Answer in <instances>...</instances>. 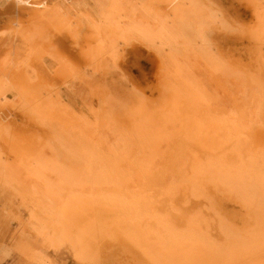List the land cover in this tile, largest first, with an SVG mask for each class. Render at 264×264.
<instances>
[{
  "label": "rangeland",
  "instance_id": "374dc122",
  "mask_svg": "<svg viewBox=\"0 0 264 264\" xmlns=\"http://www.w3.org/2000/svg\"><path fill=\"white\" fill-rule=\"evenodd\" d=\"M28 1L37 3H31L36 9L32 14H24L20 30L16 28L20 23L16 14L17 0H0V264H124L115 253L101 258L98 246L93 243V224L97 216L88 203L92 189L86 184L87 170L76 155L83 152L79 145L84 144V140L93 146L106 142L103 136L99 141L98 135L108 129L127 146L131 139H139L152 158L148 164L151 170L158 167L166 174L171 168L166 174L168 177L160 173L164 180L160 179L161 183L157 185L158 193L147 192L153 200L166 196V190L176 186L171 181L177 180L179 175L180 188L187 186L183 181L192 186L190 190L183 188L188 196L183 197L180 206L188 207L190 201L201 206L190 210L186 220L205 210L216 218L221 216L226 223V234L220 233L222 239L217 242L220 255L202 250L192 257L186 251L188 248H182L186 252L172 251L173 257L165 260L166 264H264V182L251 175L249 178L248 174L236 178L234 172L221 165L220 142L226 145L232 142L227 139L229 135L223 136L221 128L216 131L219 137L215 136L217 140L213 145L209 142V147L204 146L205 141L201 142V135H197L200 138L188 135L185 129L186 124L188 127L202 118H210L222 109L225 116L218 112L215 118L220 115L217 119H223L220 122L223 125L227 113L235 110L232 107L235 103H247L251 92L261 97L260 92L264 90V0ZM151 22L155 25L153 29ZM192 60L199 62L210 82L204 75L193 73ZM236 67L240 68L238 76ZM213 79L223 83L215 85ZM240 81L246 87L251 81L246 88L249 93L243 96L239 92L242 86H237ZM222 85L226 92L229 90L226 93L230 94V97L226 96L229 99L221 98L225 90ZM217 90L220 94H216ZM224 101L230 103L227 105ZM189 104L197 113L187 110ZM214 107L216 110L213 111ZM254 107L247 108L246 112ZM237 109L245 110L243 107ZM249 116L251 120L253 117ZM105 122L107 131L103 132ZM245 122L248 128L254 125L246 119ZM259 133L264 137V130ZM108 134L104 137L107 136L109 146H112L115 141ZM262 134L258 147L253 145L257 148L255 151L264 155ZM168 140L176 142L174 146L181 147L183 153L174 155L173 152L170 156L174 159L169 157L166 165L161 167L158 163L156 166L160 157L166 158L171 148L172 143ZM137 145L133 146L136 150ZM202 150L207 155L195 167V159ZM71 151H76L73 152L75 156L68 154ZM138 152L136 156H139ZM201 167L211 171L210 176L218 186V190H210L215 191L211 199L194 180L203 173ZM131 174L136 172L133 170ZM140 189L133 188L132 191L135 193ZM137 194L142 196L140 192ZM77 198L81 202L76 201ZM76 202L79 206L81 203L87 205L80 208ZM168 207H165L167 211ZM210 208L216 209L211 212ZM162 212L159 217L163 219L165 213ZM100 223L102 227V221ZM181 228L183 231L186 225ZM188 241L184 243L187 245ZM193 243L197 248L202 247L197 241ZM136 245L140 251L135 254L139 264H158L153 249L145 257L142 247ZM161 256L162 253L157 254V257Z\"/></svg>",
  "mask_w": 264,
  "mask_h": 264
},
{
  "label": "bare ground",
  "instance_id": "6f19581e",
  "mask_svg": "<svg viewBox=\"0 0 264 264\" xmlns=\"http://www.w3.org/2000/svg\"><path fill=\"white\" fill-rule=\"evenodd\" d=\"M31 1V0H30ZM202 1V0H201ZM211 1V0H210ZM209 1V2H210ZM33 2V1H32ZM32 2H29L28 0H17V13L18 14V22H20L22 17H24V14L26 13H30L32 14V11H34V9H36L35 6L31 5ZM34 5H37V3H32ZM146 4V3H145ZM149 4V2H148ZM148 6V5H147ZM133 7V6H132ZM146 7V6H145ZM144 7V8H145ZM152 7V6H151ZM155 7V6H154ZM135 10V9H134ZM35 12V11H34ZM33 12V13H34ZM20 14V16H19ZM151 14V13H150ZM143 15V14H142ZM223 16V15H222ZM229 16V15H228ZM141 17V16H140ZM223 18H225V15L223 16ZM67 19V18H66ZM70 19V18H69ZM190 19V18H189ZM143 21V20H142ZM72 23V22H71ZM146 23V22H145ZM152 23V22H151ZM18 25L16 26V28L20 29L22 27V22L17 23ZM143 24V23H142ZM149 25V23H147ZM158 25V24H156ZM154 27L155 25H153V23L151 24V27ZM57 27V26H56ZM75 27V26H74ZM158 27V26H156ZM161 27V26H160ZM190 27V26H189ZM70 29V28H69ZM78 29V28H77ZM153 29V28H152ZM191 29V28H190ZM21 30V29H20ZM75 31V30H74ZM192 31V30H191ZM27 32V31H26ZM28 33V32H27ZM25 34V33H24ZM254 35V34H253ZM197 37V36H196ZM66 38V37H65ZM71 38V37H70ZM75 38V37H74ZM102 39V38H101ZM219 39V38H217ZM92 40V39H91ZM103 40V39H102ZM261 40V39H260ZM94 41V40H92ZM104 41V40H103ZM75 42V41H74ZM105 43V42H104ZM226 44V43H225ZM132 45V43H131ZM130 45V46H131ZM217 45V44H215ZM214 45V46H215ZM77 46V45H76ZM129 46V45H128ZM219 46V45H217ZM215 49H218L216 47H214ZM105 50V49H104ZM108 50V49H107ZM106 50V51H107ZM178 50V49H177ZM176 50V51H177ZM205 50V49H204ZM220 51V50H219ZM224 51V50H223ZM135 52V51H134ZM203 51H201L202 53ZM211 52V51H209ZM213 52V51H212ZM208 53V52H207ZM214 53L216 54L217 52L214 51ZM204 54V53H203ZM209 54V53H208ZM54 55V54H53ZM96 55V54H95ZM56 56V55H55ZM119 56V55H118ZM188 56V55H187ZM203 56V55H202ZM218 56V55H217ZM261 56V55H260ZM61 57V56H60ZM183 57V56H181ZM205 57V56H204ZM203 57V58H204ZM189 58V57H188ZM209 58L208 55L206 56L205 60ZM220 58V57H218ZM224 58V57H223ZM58 59V58H57ZM62 59V58H61ZM201 59V58H200ZM65 60V59H64ZM117 60V59H116ZM189 60V59H188ZM193 60H195L193 58ZM192 60V61H193ZM198 60V57H197ZM210 60V59H209ZM208 60V61H209ZM253 60V59H252ZM179 61V60H178ZM191 61V62H192ZM201 61V60H200ZM207 61V60H206ZM236 61V60H235ZM197 62V61H196ZM204 62V61H203ZM64 63V62H63ZM199 62L195 63L194 61L192 62V64L190 63V65H192L193 70H194V74L196 72V74L202 76L205 75L204 74V69L202 70V67L200 66V64H198ZM225 63V62H224ZM228 63V62H227ZM234 63V62H233ZM62 64V62L60 63ZM66 64V63H65ZM241 64V63H240ZM263 64V63H262ZM36 65V64H35ZM96 65V64H95ZM206 65V64H205ZM62 66V65H61ZM66 66V65H64ZM186 66V65H185ZM210 66V65H209ZM244 66V64H243ZM63 67V66H62ZM207 67V66H206ZM230 67V66H229ZM69 67H65V69H67ZM233 68V67H232ZM228 69V68H227ZM237 73L236 75L239 73V67L237 68ZM68 70V69H67ZM70 70V68H69ZM190 70V69H189ZM226 70V69H225ZM234 70V69H233ZM71 71V70H70ZM83 71V70H82ZM191 71V70H190ZM242 71V70H240ZM248 71V70H247ZM73 72V71H72ZM81 72V71H80ZM173 72V71H172ZM212 72V71H210ZM226 72V71H225ZM229 72V71H228ZM245 72V71H244ZM15 73V72H14ZM207 73V71H206ZM234 73V72H233ZM18 74V73H17ZM78 74V73H77ZM211 75V74H210ZM230 75V74H229ZM235 75V74H234ZM244 75V74H243ZM37 76V75H36ZM183 76V75H182ZM195 76V75H194ZM212 76V75H211ZM226 76V74H225ZM238 76V75H237ZM162 77V76H161ZM209 77V76H208ZM207 77V79H208ZM213 78L215 77L214 74L212 76ZM218 77V76H217ZM216 77V78H217ZM227 77V76H226ZM42 78V77H41ZM49 78V77H48ZM82 78V77H81ZM80 78V79H81ZM179 78V77H178ZM40 78L38 77L37 80H39ZM43 79V78H42ZM176 79V78H175ZM174 79V80H175ZM205 77V80H207ZM210 79V78H209ZM220 79V78H219ZM226 79V78H225ZM229 79V78H228ZM250 79V78H249ZM25 80V79H24ZM203 79L204 82H207ZM216 79H213V82ZM218 80V78H217ZM216 82L213 83L215 85L220 84V82ZM241 80V79H239ZM247 80V79H246ZM245 80V83H246ZM44 81V80H43ZM47 81V80H46ZM171 81V80H170ZM173 81V80H172ZM171 81V82H172ZM188 81V80H186ZM219 81V80H218ZM233 81V80H232ZM248 81V80H247ZM252 81V80H251ZM249 81V82H251ZM22 82V81H21ZM170 82V83H171ZM174 82V81H173ZM210 82V80L208 81ZM207 82V84H208ZM212 82V81H211ZM243 81H240V83L237 84L240 85L241 89H240V95H244L246 93H249V89H246L249 87L248 83L247 86H244V84H242ZM19 83V82H18ZM25 83V82H24ZM175 83V82H174ZM189 83V82H188ZM223 83V82H222ZM221 83V84H222ZM229 83V82H228ZM256 83V82H254ZM20 84V83H19ZM38 84V82H37ZM190 84V83H189ZM234 84V83H233ZM40 86V84H38ZM43 85V84H42ZM163 85V84H162ZM175 85H177L175 83ZM179 85V84H178ZM228 85V84H227ZM230 85V84H229ZM28 86V84L26 85ZM24 86V87H26ZM33 86V85H32ZM37 86V85H36ZM38 86V87H39ZM105 86V85H104ZM180 86V85H179ZM190 85H188L189 87ZM208 86V85H207ZM210 86V85H209ZM223 86V85H222ZM252 86V85H251ZM167 87V86H166ZM204 87V86H203ZM214 87V85H213ZM212 87V88H213ZM224 87V86H223ZM231 87V86H230ZM239 87V86H238ZM264 87V86H262ZM27 88V87H26ZM149 88V87H148ZM170 88V87H169ZM191 88H193L191 86ZM218 88V87H217ZM220 88V87H219ZM35 89V88H33ZM167 89V88H166ZM205 89V88H204ZM215 89V88H214ZM225 89V87H224ZM264 89V88H263ZM32 90V89H31ZM216 90V89H215ZM231 90V89H230ZM219 90L216 91V94L220 92H218ZM256 91V90H255ZM264 91V90H263ZM261 90L260 92V96L261 97H257V95L255 96L254 94L249 93V101L247 103H244L246 101H242L243 103L241 104H237L235 103L232 107L233 111H229L231 112L230 114L227 115L228 117H225L226 119H224V121H226L224 123V121L222 122L223 125L220 123L223 119H217L219 118V116L217 118H215L216 114L219 111H216L217 113L214 112V116H207L203 119H200L199 122H196L190 126H186L188 124L185 125V129L186 131H188L186 134L188 135H195L196 137H199L197 135H201L200 137L202 138V141H205L204 146L206 144V146L208 145V143H212L211 145L214 144V141H216V137L218 136V133L216 132L218 129L221 131H223L224 135H229L230 138H227L228 141H232L230 142V144H227L224 142L221 143V148H218L216 150L220 151V153H222V155L220 156V161L222 162L221 165L224 167H227V169H230V172H234V174L237 176L236 178H240L241 174H248L251 175L252 178H255V180H257L258 178H261V180L264 182V155L262 153H260L259 151H255V148L258 147L257 145L259 144V138H260V131L264 130V92ZM20 92V91H19ZM186 92V91H185ZM195 92V91H194ZM225 92V93H224ZM229 92V90L227 91ZM226 89L223 90V93L221 98H224L226 96H229L230 94L226 95ZM18 93V92H17ZM198 93V92H197ZM233 93V92H232ZM196 94V93H194ZM199 94V93H198ZM197 94V95H198ZM184 95H187L186 93H184ZM193 95V94H192ZM242 95V96H243ZM183 96V95H181ZM21 97V96H20ZM168 97V95H167ZM217 97V96H216ZM215 97V99H216ZM230 97V96H229ZM229 97H226V99ZM233 97V96H232ZM213 98V96H212ZM242 98V97H241ZM246 98V97H245ZM27 99V98H26ZM190 98H188L189 100ZM195 99V98H194ZM243 99V98H242ZM241 99V100H242ZM181 100V99H180ZM185 100V99H184ZM35 101V100H34ZM165 101V100H164ZM183 101V100H182ZM221 101V100H220ZM223 101V100H222ZM237 101V100H236ZM208 102H210L208 100ZM218 102V101H217ZM225 102V101H224ZM223 102V103H224ZM227 102V101H226ZM225 102V103H226ZM233 102V101H232ZM170 103V102H169ZM230 102L226 103L227 105ZM239 103V102H238ZM255 103V104H254ZM166 104V103H165ZM188 104V103H187ZM186 104V105H187ZM198 104V103H197ZM197 104L195 106H197ZM212 104V103H211ZM210 104V105H211ZM225 104V105H226ZM179 105V103H178ZM203 105V104H202ZM220 105H224L222 103H220ZM224 105V107H226ZM249 105L254 106V110H250L249 113L246 112V110H248L247 108H250ZM50 106V105H49ZM204 106V105H203ZM206 106V105H205ZM212 106V105H211ZM194 106H189L187 107V110L194 112L195 108H191ZM223 107V106H221ZM239 107H243L245 108V110L238 111ZM177 108V107H176ZM179 108V107H178ZM199 108V107H198ZM197 108V111H198ZM211 108V107H210ZM256 108V109H255ZM206 109V108H205ZM208 109V107H207ZM206 109V110H207ZM225 109V108H224ZM252 109V108H251ZM176 110V109H175ZM216 110L215 107L213 109V111ZM164 111V110H163ZM226 111V110H225ZM228 111V110H227ZM236 111H238L236 113ZM244 111V112H243ZM196 112V111H195ZM194 112V113H195ZM177 113V112H176ZM197 113V112H196ZM204 113V112H203ZM219 113H223V109L221 112ZM233 113V114H232ZM25 114V113H24ZM190 114V113H189ZM188 114V115H189ZM224 114V113H223ZM232 114V115H231ZM173 115V114H172ZM195 115V114H194ZM197 115V114H196ZM200 115V114H199ZM202 115V114H201ZM251 115L253 118H251V120H249ZM225 116V114H224ZM190 117V116H189ZM195 117V116H194ZM194 117H192L194 119ZM249 117V118H248ZM38 118V117H37ZM70 118V117H69ZM245 119L246 121H250L251 124H254L252 127L249 126L246 127L245 124ZM32 120V119H31ZM118 120V119H117ZM116 120V121H117ZM178 120V119H177ZM204 120V121H203ZM258 120V121H257ZM181 121V119L179 120ZM187 122V120H185ZM194 122V121H193ZM100 123V122H99ZM103 123V121H102ZM107 122L104 123V129L101 131H107L105 130V126ZM177 122H175L176 124ZM257 123H260L262 126L260 127H256ZM106 124V125H105ZM178 124V123H177ZM109 125V124H108ZM110 126V125H109ZM109 126H107L106 128H109ZM174 126V125H173ZM258 126V125H257ZM65 127V126H64ZM99 127V126H98ZM184 127V126H182ZM120 128V127H119ZM177 128V126H176ZM66 129V128H65ZM113 129V128H112ZM184 129V128H183ZM184 129V131H185ZM61 130V129H60ZM100 130V129H98ZM111 130V129H110ZM110 130L108 129V133L110 132ZM66 131V130H65ZM99 131V132H101ZM172 131V130H171ZM204 131V132H203ZM67 132V131H66ZM107 132H104L103 134L100 133V136L98 135V139L100 141L101 136H103V138H105L106 142H104L103 144H97L96 146H93L91 143V145H87L86 143H88L84 140V144L81 143L83 141V139H80L82 145H79L80 148H82L83 152L82 153H78L76 155L79 156V158L81 159V166L83 164V166L85 167V169L87 170V174H85L86 177V184H88V186L91 187L92 191L89 192V200L88 203L91 205V211L94 212V214L97 216L96 221L93 224V236H94V241L93 243H95L98 247V251H99V255L101 256V258L105 259L107 258L111 253H115L117 254V256L119 257L118 260L122 259L121 261L124 262V264H139L138 259L135 258V254L136 252L138 253L139 248L135 247L136 244H138L139 246H141L142 248V252L144 253L145 257L149 256L151 254V250L153 249L154 252H156L157 254H163V256L161 257H157L156 254V262L158 264H166L167 260H170L173 257V252H181L180 254H183V252L185 250H183L182 248H188L186 251L191 253V256L193 257L194 254H198L199 251H211L214 255L218 256L220 255L217 251V242L219 240H221L222 238L220 237V233H222L223 235L226 234V226H225V222L223 221V219H221V216L219 217V215L216 217H214L213 215H211L208 211V213L205 210L200 211L199 216L197 217H192V219H188L187 218V214L190 213V210L192 211V209L194 208H199L200 209V204H197L196 202L190 201L192 203H190V205H188V207H181L180 206V202L183 200V197L188 196V194H186V192H184V189H189L190 190V186L191 183L188 181H183L187 184V186H183L182 188H180L182 185H180V180L179 179V175H178V179L175 180L173 179L171 182L173 184H175L176 186H174V188L171 189H164V192L166 190V196L159 198L158 200H156L158 197H155L156 199L153 200L152 199V195H149V191H152V194L154 195V193H158L157 188L161 182L160 179H162L161 174H165V171L163 170L162 172H160L159 168L156 167V170H151V168H149L148 164L151 162V157L148 155V153L145 151L144 146H142V142L138 139V140H133L130 139L131 141L136 145L137 150L133 148L132 146V142L130 141L129 146L126 145L125 141L119 137L115 136V133L113 134L112 132H110V137L109 138H113L115 141V144H111L112 146H109V141L107 136H105L108 134ZM178 132V131H177ZM118 133V132H117ZM195 133V134H194ZM206 133V135L203 134ZM108 134V135H109ZM120 134V133H119ZM170 134V133H169ZM184 134V133H183ZM221 134V133H220ZM68 135V134H67ZM97 135V134H96ZM123 135V134H122ZM127 135V134H126ZM177 135V134H176ZM179 135V134H178ZM71 136V135H70ZM68 136V138L70 137ZM138 136V135H137ZM214 136V137H212ZM222 136V137H223ZM86 137V136H85ZM133 137V136H132ZM139 137V136H138ZM176 137V136H175ZM199 137V138H200ZM219 137V136H218ZM78 138V137H77ZM76 138V141H77ZM128 138V137H127ZM140 138V137H139ZM171 138V137H170ZM174 138V137H173ZM184 138V137H183ZM188 138V137H187ZM191 138V137H190ZM198 138V142H200ZM262 138L263 134H262ZM112 139V140H113ZM179 139V138H178ZM194 139V137H193ZM70 140H72V138L70 137ZM103 140V141H105ZM110 142L112 143L111 139H109ZM127 140V139H126ZM181 140V139H180ZM189 140V138H188ZM195 140V139H194ZM193 140V141H194ZM210 140V141H209ZM102 141V140H101ZM169 141V140H168ZM173 141V140H172ZM182 141V140H181ZM208 141V142H206ZM255 141V142H254ZM264 141V140H263ZM71 142V141H70ZM74 142V140H73ZM171 142V140L169 141V143ZM197 142V141H196ZM200 142V144H201ZM59 143V142H58ZM76 143V142H75ZM78 143V144H79ZM99 143V142H98ZM114 143V142H113ZM168 144V142H166ZM171 148L169 150V152H167L166 158H162L160 157V160H158L159 162H156L158 166H164L167 164V161H169V159L173 158L174 156H170L171 153H175L174 155H177L178 153H180V151L183 153V151L181 150V147H175L174 145L176 144V142H171ZM184 143V141H183ZM190 143H192V141H190ZM219 143V142H218ZM263 143V142H262ZM77 144V143H76ZM89 144V143H88ZM203 144V143H202ZM255 144V145H253ZM102 145V147L100 146ZM169 145V147H170ZM261 145V144H260ZM203 146V148H205ZM220 145H218L219 147ZM262 147L264 146V143L261 145ZM201 147V146H200ZM209 147V145H208ZM217 147V144H216ZM261 147V148H262ZM61 148V147H60ZM260 148V149H261ZM63 149V148H61ZM165 149V148H164ZM195 149V148H194ZM212 149V148H211ZM257 149V148H256ZM264 149V148H262ZM71 150V149H69ZM138 152L139 150V156H136V151ZM168 150V149H167ZM201 150V149H200ZM208 150V149H207ZM171 151V152H170ZM204 150L198 152L199 156L197 159H195V167H198L199 163H201V158L206 157L207 154H205ZM211 151V150H210ZM262 151V150H261ZM69 152V151H67ZM74 152V151H73ZM72 151L68 154L73 153ZM78 152V151H77ZM208 152V151H207ZM264 152V151H263ZM76 153V151L74 152ZM74 153L72 155H74ZM185 153V151H184ZM204 155H203V154ZM210 153V152H208ZM215 153V150L214 152ZM189 154V153H188ZM219 154V153H218ZM216 154V155H218ZM160 155V154H159ZM75 156V155H74ZM72 157V158H76V157ZM183 156V155H182ZM186 156V155H184ZM215 156V155H214ZM85 157V158H84ZM159 157V156H158ZM170 157V158H169ZM193 157V156H192ZM78 158V159H79ZM186 158V157H185ZM200 158V159H199ZM154 159V158H153ZM174 159V158H173ZM184 159V158H183ZM190 159V158H189ZM205 159V158H204ZM157 161V160H156ZM194 161V160H193ZM197 161V162H196ZM234 161L236 164L235 166H233V162ZM216 162V160H215ZM171 164V161L169 162ZM187 163V162H185ZM232 163V164H231ZM172 165V164H171ZM4 166V165H3ZM202 166V165H200ZM204 166V165H203ZM209 166V164H208ZM232 166V168H231ZM171 167V166H170ZM217 167V166H216ZM158 168V169H157ZM182 168V167H181ZM188 168V165H187ZM203 169V173L201 175H199L196 179L193 178V174H192V178L194 180H196L197 185L200 186L199 188L202 190L203 193H205L209 199H211V196L213 195V193L215 192H211L212 189L214 188L215 190H218L216 186L217 184H215L216 182H214V178L212 176H210V172L208 171V169L206 167H201ZM83 169V170H85ZM161 169V168H160ZM166 169V168H165ZM171 169V168H170ZM167 170L166 171L167 175L168 172L171 170ZM193 169V168H192ZM201 169V170H202ZM133 170L136 172V174H131V172L133 173ZM181 170V169H180ZM179 170V172H180ZM214 170V169H213ZM226 171V170H225ZM184 173V169L182 171ZM182 172L180 173V175L182 174ZM186 172V171H185ZM191 172V171H190ZM199 172V171H198ZM198 172H196L198 174ZM201 172V171H200ZM161 173V174H160ZM213 173V172H212ZM162 174V175H163ZM165 174V175H166ZM170 174V173H169ZM159 175V176H158ZM164 175V176H165ZM165 177H168V176ZM214 175H216L214 173ZM138 177V178H137ZM170 177V176H169ZM175 177V175H174ZM187 177V176H186ZM190 177V176H188ZM249 176V178H251ZM258 177V178H257ZM182 178V176H181ZM234 178V177H233ZM184 180H187L185 177H183ZM164 180V179H162ZM260 180V179H259ZM85 181V180H84ZM190 181V179H189ZM216 181V180H215ZM249 181V180H247ZM168 183L172 184V183ZM182 182V183H183ZM231 182V181H230ZM258 182V181H257ZM259 183V182H258ZM85 184V185H86ZM163 184V183H162ZM83 185V184H82ZM224 185V184H223ZM261 185V184H260ZM166 186V185H163ZM173 185H171L172 187ZM263 186V184H262ZM87 187V186H86ZM192 187V186H191ZM196 187V186H195ZM240 187V186H239ZM80 188V187H79ZM133 188L139 190L140 188V192L142 194V196L139 194H137L138 192L136 191L135 193L132 191ZM197 189H199L198 187H196ZM194 188V189H196ZM83 189V188H82ZM254 191L255 188L253 186ZM263 191V188H261ZM76 190V189H75ZM89 190V189H88ZM160 190V189H159ZM211 190V191H210ZM224 190V189H223ZM226 190V189H225ZM251 190V189H250ZM249 190V191H250ZM200 191V190H199ZM229 191V190H228ZM163 192V191H162ZM191 192L193 193V189H191ZM217 192V191H216ZM240 192V191H239ZM253 193V191H251ZM78 193V192H76ZM170 193V194H169ZM188 193V192H187ZM200 193V192H199ZM211 193V194H210ZM228 193V192H227ZM73 194V192H72ZM82 194V193H81ZM143 194H147L144 195ZM151 194V192H150ZM161 194V193H160ZM163 194V193H162ZM204 194V195H205ZM233 194V193H232ZM76 195V194H75ZM165 195V194H163ZM168 201L167 200V197ZM191 195V194H190ZM189 195V196H190ZM196 195V194H195ZM254 195V194H253ZM257 195V194H256ZM197 196V195H196ZM200 196V195H199ZM198 197V196H197ZM264 197V195H263ZM74 198V197H73ZM86 198V196L84 197ZM165 198V199H164ZM213 198V197H212ZM215 198V197H214ZM221 198V197H220ZM255 198V197H254ZM187 199V198H184ZM189 199V198H188ZM208 199V201H209ZM218 199V198H217ZM76 200V199H75ZM244 200V199H243ZM76 201H80L78 198ZM212 203V200H210ZM235 201V200H234ZM49 202V201H48ZM74 202V201H73ZM72 202V203H73ZM81 202V201H80ZM166 202H169L166 203ZM75 203V202H74ZM78 202H76L77 204ZM210 203V204H211ZM85 204L86 203H81L82 206H84L83 208H85ZM88 204V206L86 207V209L88 207H90ZM170 205L169 207L167 206ZM209 204V205H210ZM215 204V203H213ZM78 205V204H77ZM80 205V206H81ZM87 205V204H86ZM203 205V204H202ZM208 205V207H210ZM245 205V204H244ZM56 206V205H55ZM79 206V205H78ZM77 206V207H78ZM79 206V207H80ZM81 206V207H82ZM256 206V205H255ZM80 207V208H81ZM165 207H168V211ZM85 209V211H86ZM165 209V211L167 212H162V210ZM209 209V208H208ZM216 209V208H215ZM214 208H210L211 212L215 211ZM254 209V208H253ZM256 209V208H255ZM61 210V209H60ZM88 210V209H87ZM164 211V210H163ZM253 211V210H252ZM162 212L165 213L163 215H165V218H161L160 213ZM259 212V211H258ZM257 212V213H258ZM86 213V212H85ZM220 213V212H218ZM256 213V212H255ZM72 214V213H71ZM214 214V213H213ZM68 215V214H67ZM70 215V214H69ZM88 215V214H87ZM163 215H161L163 217ZM214 215H217V213H215ZM66 216V215H65ZM64 216V217H65ZM82 216V215H81ZM264 216V215H263ZM87 217V216H85ZM89 217V216H88ZM256 217V216H255ZM67 218V216H66ZM257 218V217H256ZM84 219V218H83ZM88 219V218H87ZM85 219V220H87ZM210 219V221H208ZM212 219V221H211ZM230 219V218H229ZM77 220V219H76ZM84 221V220H83ZM100 221H102V227H101V223ZM260 222V221H259ZM263 222V221H262ZM78 223V222H77ZM185 223V224H184ZM261 223V222H260ZM183 225H186V228L182 231L181 227H183ZM88 226V225H87ZM264 226V225H263ZM228 228H230V226H228ZM232 229V228H231ZM230 229V230H231ZM244 234V233H243ZM242 234V236H243ZM236 235V234H235ZM87 236V235H85ZM222 236V235H221ZM241 236V237H242ZM245 236V235H244ZM243 236V237H244ZM88 237H86V239L84 238V240L86 241ZM93 240V239H92ZM186 240L188 241V244L186 245L184 242ZM89 241V239H88ZM87 241V242H88ZM197 241L198 243H200V245L202 247H195L194 243ZM91 243V242H90ZM134 244V246L132 244ZM89 244V243H88ZM246 244V243H245ZM83 245V244H82ZM258 245V244H257ZM263 245V244H262ZM137 246V245H136ZM138 246V247H139ZM183 251V252H182ZM185 251V252H186ZM230 251V250H229ZM140 252V251H139ZM210 253V252H209ZM176 254V253H175ZM179 254V253H178ZM179 254V255H180ZM189 254V253H188ZM142 255V253H140V256ZM177 255V254H176ZM178 255V256H179ZM186 255V254H185ZM184 256H181L182 259ZM115 256V255H114ZM189 256V258L191 257ZM142 257V256H141ZM152 257L154 258V256L152 255ZM179 257V258H181ZM144 259V257H142ZM141 259V258H140ZM142 259V260H143ZM181 259V260H182ZM187 259V257H186ZM100 260V259H99ZM98 260V261H99ZM147 260V258L145 259ZM152 260V259H151ZM150 260V262H151ZM166 260V261H165ZM102 261V260H101ZM154 261V260H153ZM184 261V260H183ZM145 262V261H143ZM142 262V263H143ZM148 262V261H147ZM145 262V263H147ZM155 262V261H154ZM100 263V261H99ZM117 263V261H116ZM153 263V262H152ZM172 263V262H171ZM123 264V263H120ZM149 264V263H147ZM151 264V263H150ZM154 264V263H153ZM156 264V263H155ZM175 264V263H174Z\"/></svg>",
  "mask_w": 264,
  "mask_h": 264
}]
</instances>
